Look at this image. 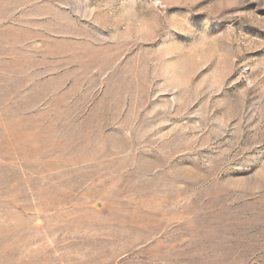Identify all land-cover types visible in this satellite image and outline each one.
<instances>
[{
	"label": "rangeland",
	"instance_id": "1",
	"mask_svg": "<svg viewBox=\"0 0 264 264\" xmlns=\"http://www.w3.org/2000/svg\"><path fill=\"white\" fill-rule=\"evenodd\" d=\"M0 264H264V0H0Z\"/></svg>",
	"mask_w": 264,
	"mask_h": 264
}]
</instances>
